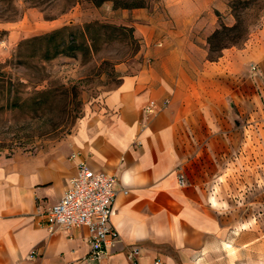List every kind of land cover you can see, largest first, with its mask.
Segmentation results:
<instances>
[{
    "label": "crops",
    "instance_id": "1",
    "mask_svg": "<svg viewBox=\"0 0 264 264\" xmlns=\"http://www.w3.org/2000/svg\"><path fill=\"white\" fill-rule=\"evenodd\" d=\"M227 3L164 0L178 29L105 95L100 111L48 151L0 154V264H219L227 253L234 264H264V233L254 235L251 222L237 221L181 169L194 132L220 120L203 106L223 96L203 94L201 80L216 73L204 45ZM81 162L118 178L112 222L121 241L102 260L89 256L87 228L51 233L43 224ZM133 245L141 246L137 261L128 257Z\"/></svg>",
    "mask_w": 264,
    "mask_h": 264
},
{
    "label": "rangeland",
    "instance_id": "2",
    "mask_svg": "<svg viewBox=\"0 0 264 264\" xmlns=\"http://www.w3.org/2000/svg\"><path fill=\"white\" fill-rule=\"evenodd\" d=\"M163 2L148 0L146 7L123 9L114 8L111 1L96 6L82 0L61 14L46 4L25 3L20 18L0 20V72L9 77L0 81V154L48 151L73 135L89 113L100 111L105 95L152 58L147 52L164 48V38L178 29ZM227 5L219 13L216 29L222 39L210 35L204 45L207 64L216 66V73H205L201 80L203 94L223 96L203 106L220 120L194 132L195 149L181 169L189 183L216 194L237 221L251 222L254 235L260 236L264 233V0H228ZM94 22L109 28L97 36L88 54L19 61L22 41L66 25L80 28ZM232 41L238 45H230ZM230 259L229 253L217 256L219 264H234Z\"/></svg>",
    "mask_w": 264,
    "mask_h": 264
},
{
    "label": "built area",
    "instance_id": "3",
    "mask_svg": "<svg viewBox=\"0 0 264 264\" xmlns=\"http://www.w3.org/2000/svg\"><path fill=\"white\" fill-rule=\"evenodd\" d=\"M147 111L151 112L152 107ZM117 183L115 175L95 171L87 162H81L60 200L45 209L43 224L51 233L87 228L89 256L96 260L104 259L109 250L121 241V235L112 222L118 194ZM140 255L141 246L133 245L128 257L137 261ZM156 264H160V261H156Z\"/></svg>",
    "mask_w": 264,
    "mask_h": 264
},
{
    "label": "trees",
    "instance_id": "4",
    "mask_svg": "<svg viewBox=\"0 0 264 264\" xmlns=\"http://www.w3.org/2000/svg\"><path fill=\"white\" fill-rule=\"evenodd\" d=\"M82 0H0V20H16L25 11V3L31 6L41 7L44 4L55 7L59 13H64ZM96 6H100L107 1L113 3L114 8H143L148 5V0H87ZM109 25L97 22L87 23L83 27L63 26L50 32L37 35L31 39L22 41L19 44L17 56L19 61L27 63L33 57L44 61H50L60 56L74 57L79 53L88 54L98 35L105 33ZM231 30L232 27H224ZM217 39H222L220 30L212 34ZM224 44L223 47H227ZM230 45H238V41L230 42ZM7 77V78H6ZM9 79L8 74L0 72V81ZM13 106L19 105L13 102Z\"/></svg>",
    "mask_w": 264,
    "mask_h": 264
}]
</instances>
